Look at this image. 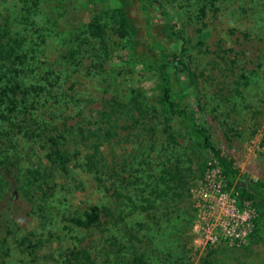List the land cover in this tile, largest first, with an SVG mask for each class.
<instances>
[{
	"label": "rangeland",
	"instance_id": "obj_1",
	"mask_svg": "<svg viewBox=\"0 0 264 264\" xmlns=\"http://www.w3.org/2000/svg\"><path fill=\"white\" fill-rule=\"evenodd\" d=\"M149 1L155 33L188 66L177 102L264 202V0ZM117 4L0 0V35L37 42L44 77L22 75L44 90L19 112L0 106V264H66L83 248L95 264L132 255L149 264H264V218L249 205L235 209L210 156L160 114L154 54L140 48L141 62L131 61L124 48L133 38L118 42L105 30L101 48L90 36L91 18L105 21ZM57 134L71 142L78 176L70 182L46 159L45 141ZM94 163L97 176L82 173ZM166 163L179 172L174 182ZM90 205L102 209L97 229L54 216Z\"/></svg>",
	"mask_w": 264,
	"mask_h": 264
},
{
	"label": "trees",
	"instance_id": "obj_2",
	"mask_svg": "<svg viewBox=\"0 0 264 264\" xmlns=\"http://www.w3.org/2000/svg\"><path fill=\"white\" fill-rule=\"evenodd\" d=\"M150 3L149 0H118L116 9L106 13L105 21L102 22L99 15L91 18L88 25L90 36L98 40L101 48H104L103 34L105 30L109 31L118 42H129L133 38V44L124 48L131 61L141 62L140 48H144V52L154 54L155 79L160 92L157 101L160 114L165 120L175 119L179 121L185 133L194 141L200 151H204L210 156V168L219 171L218 176L223 181L222 190L229 194L237 208L243 209L248 204L257 214L258 219L264 218V202L260 200L259 192L256 190L258 184L247 179L241 173L240 169L235 166L233 158L225 156L214 145L207 129L194 119L193 112L180 106L177 102L176 93L180 87L182 76L188 71V66L182 61L178 52L167 46L162 38L155 33ZM133 9L136 12H133ZM133 14H138V22L131 16ZM37 48V42L30 46L25 39L9 38L5 41V35H0V106H3L4 115L19 112L21 108L26 107L25 104L29 100L38 97L44 90L38 85L25 86L22 81V75L26 73H32L36 83L44 80L43 75L40 77L35 71L38 69L36 66L39 65L36 56ZM69 55L71 59L74 58L72 53ZM45 144L46 159L49 164L54 166L57 172L62 173L67 181H73L75 178L73 176L77 174H70L72 154L68 136L53 135L45 141ZM82 166V173L90 174L92 177L99 174L98 163L91 164V167L84 168V165ZM163 172L169 176L170 179L167 178V180L170 182H174L179 176V172L176 169L168 168L167 163ZM164 178L161 179L165 181ZM163 183L165 184V182ZM67 188L66 193H73L78 190L77 187ZM36 213H39V218L44 219L45 222L51 220L46 209L41 205L37 206ZM102 215V209L97 205H90L82 211L75 210L73 213L69 211L62 214L61 212L54 213V216L60 217L61 221L80 230L99 228L102 224ZM27 248H32V246ZM66 264H95V261L86 248L72 249L66 255ZM127 264L149 263L142 256L132 255Z\"/></svg>",
	"mask_w": 264,
	"mask_h": 264
},
{
	"label": "built area",
	"instance_id": "obj_3",
	"mask_svg": "<svg viewBox=\"0 0 264 264\" xmlns=\"http://www.w3.org/2000/svg\"><path fill=\"white\" fill-rule=\"evenodd\" d=\"M216 170H217V169H216ZM218 173H219V171H218ZM221 182L223 183L222 180H221ZM223 193L227 194V196L229 197V194H228V193H226V192H224V191H223ZM229 199L231 200V202H232V204H233V207H234L235 209H237V206H236L234 200H232L230 197H229ZM247 205H248V204H247ZM238 209H239V208H238Z\"/></svg>",
	"mask_w": 264,
	"mask_h": 264
}]
</instances>
